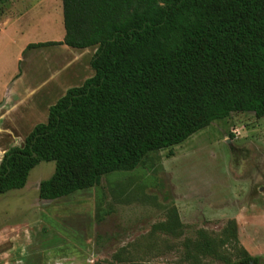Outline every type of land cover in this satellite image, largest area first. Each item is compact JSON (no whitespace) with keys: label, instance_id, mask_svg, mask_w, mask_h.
Listing matches in <instances>:
<instances>
[{"label":"rangeland","instance_id":"obj_1","mask_svg":"<svg viewBox=\"0 0 264 264\" xmlns=\"http://www.w3.org/2000/svg\"><path fill=\"white\" fill-rule=\"evenodd\" d=\"M64 35L60 0H0V162L94 75L93 47L26 50ZM54 170L42 161L25 187L0 194V264H225L195 253L206 240L264 264V118L253 112L216 120L98 187L41 200Z\"/></svg>","mask_w":264,"mask_h":264},{"label":"trees","instance_id":"obj_2","mask_svg":"<svg viewBox=\"0 0 264 264\" xmlns=\"http://www.w3.org/2000/svg\"><path fill=\"white\" fill-rule=\"evenodd\" d=\"M62 9L63 40L26 50L93 47L94 75L67 89L23 146L4 154L0 194L25 187L36 165L54 161L39 198L58 200L134 170L150 152L234 112L264 118V0H62ZM192 245L225 264L258 260H233L210 240Z\"/></svg>","mask_w":264,"mask_h":264},{"label":"crops","instance_id":"obj_3","mask_svg":"<svg viewBox=\"0 0 264 264\" xmlns=\"http://www.w3.org/2000/svg\"><path fill=\"white\" fill-rule=\"evenodd\" d=\"M61 4H62V0H60ZM96 50L92 51V56H94V53H95Z\"/></svg>","mask_w":264,"mask_h":264}]
</instances>
